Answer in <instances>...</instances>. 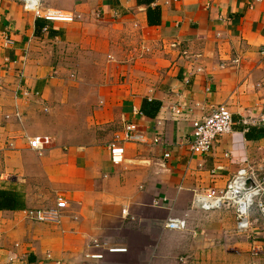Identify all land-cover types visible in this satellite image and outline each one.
<instances>
[{
    "label": "crops",
    "instance_id": "obj_1",
    "mask_svg": "<svg viewBox=\"0 0 264 264\" xmlns=\"http://www.w3.org/2000/svg\"><path fill=\"white\" fill-rule=\"evenodd\" d=\"M41 3L78 17L0 0V190L22 201L0 206V264H264L256 208L239 232L232 210L192 206L241 167L264 176V0ZM218 104L232 130L193 154L192 120ZM128 123L160 144L123 142L116 166L108 144ZM59 200L58 222L29 219Z\"/></svg>",
    "mask_w": 264,
    "mask_h": 264
},
{
    "label": "built area",
    "instance_id": "obj_2",
    "mask_svg": "<svg viewBox=\"0 0 264 264\" xmlns=\"http://www.w3.org/2000/svg\"><path fill=\"white\" fill-rule=\"evenodd\" d=\"M25 7L33 12L36 18L46 22H72L78 16L72 12L43 7L41 0H19ZM261 1V0H255ZM9 43V40L6 39ZM264 55V48L261 50ZM176 115L181 113L180 106L173 107ZM233 127L232 113L224 104L213 107L208 114L199 116L191 122V139L188 141L189 149L193 154L202 157L210 152L213 143L223 134L229 133ZM47 137L33 136L28 138L29 146L35 150L41 149ZM123 142L160 144V136L148 137L146 133L137 129L133 123L126 124L122 136H115L108 144L110 160L118 166L124 161ZM163 157H169L168 152ZM65 202L59 200L57 208L36 209L28 212L29 219L38 222H58L60 219L59 208ZM192 206L194 208L213 211L218 209L232 210L235 216V227L239 232H246L253 224L250 212L256 208L264 222V176L253 166L241 167L227 182L226 186L217 192H195ZM163 227L170 230H183L186 222L183 219L169 218ZM116 252L121 248H109ZM92 257L102 258L101 254H92Z\"/></svg>",
    "mask_w": 264,
    "mask_h": 264
},
{
    "label": "trees",
    "instance_id": "obj_3",
    "mask_svg": "<svg viewBox=\"0 0 264 264\" xmlns=\"http://www.w3.org/2000/svg\"><path fill=\"white\" fill-rule=\"evenodd\" d=\"M39 19V18H38ZM41 22L36 20V25H41ZM22 204L21 198L15 191L0 190V206L9 209H15Z\"/></svg>",
    "mask_w": 264,
    "mask_h": 264
},
{
    "label": "rangeland",
    "instance_id": "obj_4",
    "mask_svg": "<svg viewBox=\"0 0 264 264\" xmlns=\"http://www.w3.org/2000/svg\"><path fill=\"white\" fill-rule=\"evenodd\" d=\"M74 123L76 124L77 122H74ZM76 125H77V126H76V127H74V129L77 131V130L79 129L80 122H78Z\"/></svg>",
    "mask_w": 264,
    "mask_h": 264
}]
</instances>
